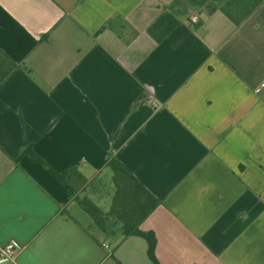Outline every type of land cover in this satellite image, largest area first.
I'll return each mask as SVG.
<instances>
[{"label": "crops", "instance_id": "0c3cea01", "mask_svg": "<svg viewBox=\"0 0 264 264\" xmlns=\"http://www.w3.org/2000/svg\"><path fill=\"white\" fill-rule=\"evenodd\" d=\"M174 0H0V245L13 264H152L102 212L119 162L158 202L159 264H264V0L234 22ZM192 12L200 15L195 24Z\"/></svg>", "mask_w": 264, "mask_h": 264}, {"label": "trees", "instance_id": "16d2710c", "mask_svg": "<svg viewBox=\"0 0 264 264\" xmlns=\"http://www.w3.org/2000/svg\"><path fill=\"white\" fill-rule=\"evenodd\" d=\"M263 0H174L170 9L176 13H186L190 9L203 10L207 14L222 11L234 22L250 15ZM14 68L3 54L0 53V83ZM21 157H28L34 163L44 167L46 171L58 181L73 198L78 206L93 220L95 225L104 232H111L120 225L124 238L130 236L140 237L147 244V256L152 264H159L155 257L156 239L152 232H143L139 229L140 224L155 209L158 202L155 198L114 159L107 162L113 173L112 182L115 188L111 207L107 213L102 212L94 203L86 197L76 195L78 183L83 178L72 167L63 173H56L40 159L31 148L26 149Z\"/></svg>", "mask_w": 264, "mask_h": 264}, {"label": "built area", "instance_id": "2783aa9c", "mask_svg": "<svg viewBox=\"0 0 264 264\" xmlns=\"http://www.w3.org/2000/svg\"><path fill=\"white\" fill-rule=\"evenodd\" d=\"M200 20V15L192 12L190 16L191 23H197ZM25 246L18 240L11 239L0 245V264H13L18 255H20Z\"/></svg>", "mask_w": 264, "mask_h": 264}, {"label": "rangeland", "instance_id": "374dc122", "mask_svg": "<svg viewBox=\"0 0 264 264\" xmlns=\"http://www.w3.org/2000/svg\"><path fill=\"white\" fill-rule=\"evenodd\" d=\"M84 197V196H83Z\"/></svg>", "mask_w": 264, "mask_h": 264}]
</instances>
